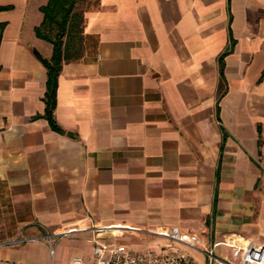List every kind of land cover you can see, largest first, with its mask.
<instances>
[{"label": "crops", "instance_id": "obj_1", "mask_svg": "<svg viewBox=\"0 0 264 264\" xmlns=\"http://www.w3.org/2000/svg\"><path fill=\"white\" fill-rule=\"evenodd\" d=\"M48 1L0 0V205L20 228L0 264L92 260L99 225L134 249L172 225L264 241V0H77L61 129L35 53Z\"/></svg>", "mask_w": 264, "mask_h": 264}, {"label": "built area", "instance_id": "obj_2", "mask_svg": "<svg viewBox=\"0 0 264 264\" xmlns=\"http://www.w3.org/2000/svg\"><path fill=\"white\" fill-rule=\"evenodd\" d=\"M93 230V259L75 256L71 264H264V241L242 237L236 232L210 243L196 232H184L180 226L172 225L167 232L169 242L162 247L134 249L123 242L103 239L106 234H122L124 228L99 225L94 226ZM67 233L49 235L48 240L52 244ZM21 239L14 238L12 241ZM217 246L221 247L220 255L214 252ZM186 247L196 249L203 258L192 254Z\"/></svg>", "mask_w": 264, "mask_h": 264}, {"label": "trees", "instance_id": "obj_3", "mask_svg": "<svg viewBox=\"0 0 264 264\" xmlns=\"http://www.w3.org/2000/svg\"><path fill=\"white\" fill-rule=\"evenodd\" d=\"M76 2L77 0H49L41 6V10L44 12V18L35 27L38 36L53 43V54L50 58L44 57L38 50H35V53L48 69L45 114L50 119L52 126L56 129H61L54 120L53 111L57 103L58 76L63 60L68 56L66 50L67 38L65 39V37H67L74 27L76 28L74 17L75 20L78 17L77 20L79 22L83 21V17L75 11ZM6 7L8 6L0 5V9ZM5 25V21L0 22V41Z\"/></svg>", "mask_w": 264, "mask_h": 264}, {"label": "rangeland", "instance_id": "obj_4", "mask_svg": "<svg viewBox=\"0 0 264 264\" xmlns=\"http://www.w3.org/2000/svg\"><path fill=\"white\" fill-rule=\"evenodd\" d=\"M7 222V217H6V208L3 205H0V237L4 236L6 234V231H8V228L10 227L11 231L13 232L14 235H17L19 233V229L17 226L13 225V223L10 224H6ZM14 229V230H13ZM15 231V232H14ZM12 234V235H13ZM11 235V234H10ZM212 237V236H211ZM209 242L212 243L213 241H215V238H209ZM210 243H208L207 245L210 246ZM192 254L198 256L200 259L203 258L202 254L197 251L194 248H190V247H186ZM220 246H217L214 249L215 254L220 255L221 254V250H220Z\"/></svg>", "mask_w": 264, "mask_h": 264}]
</instances>
